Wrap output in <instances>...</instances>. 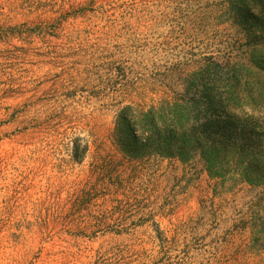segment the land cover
<instances>
[{
  "label": "rangeland",
  "instance_id": "1",
  "mask_svg": "<svg viewBox=\"0 0 264 264\" xmlns=\"http://www.w3.org/2000/svg\"><path fill=\"white\" fill-rule=\"evenodd\" d=\"M205 89L244 100L217 176L117 126ZM0 264H264V0H0Z\"/></svg>",
  "mask_w": 264,
  "mask_h": 264
},
{
  "label": "trees",
  "instance_id": "2",
  "mask_svg": "<svg viewBox=\"0 0 264 264\" xmlns=\"http://www.w3.org/2000/svg\"><path fill=\"white\" fill-rule=\"evenodd\" d=\"M216 66H222L220 70L226 71L228 80L231 81L233 86L239 82L237 68L235 67L237 65H232L230 60L225 61L223 65L218 63ZM206 85L202 84L203 88ZM209 89L202 91L199 95L200 98L195 99L196 94L192 95L191 103L174 104L166 112H164L166 109H162L160 114H156V110L153 109L145 114L139 113L134 116L129 115V108H125L123 114L118 116L117 126L122 129L123 135L127 136L132 132L129 127L135 124L140 126L142 131L150 138V134L157 133L159 125H164L171 120L172 126L179 131L177 140L175 134L176 145H180L182 149L189 152L199 148L200 160L204 168L209 175L217 176L218 158H221L222 154H226L227 149L232 148V146H234L233 149L237 153L239 150H243V145L238 146L235 143L236 140H232L233 137L230 136V133L234 130L237 131V125L240 124V119L237 118L234 110L244 100H241L236 91L220 93L217 96L215 92L214 94L210 93ZM247 99L254 101L251 95H248ZM237 138L241 142V133L239 136L237 135ZM187 160L188 158L183 161Z\"/></svg>",
  "mask_w": 264,
  "mask_h": 264
}]
</instances>
